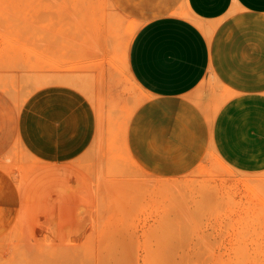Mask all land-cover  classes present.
<instances>
[{
    "label": "crops",
    "instance_id": "1",
    "mask_svg": "<svg viewBox=\"0 0 264 264\" xmlns=\"http://www.w3.org/2000/svg\"><path fill=\"white\" fill-rule=\"evenodd\" d=\"M108 2L137 26L123 48L130 78L147 94L125 133L127 155L138 167L137 190L142 188L129 207L133 220L125 223H140L137 219L152 208L157 213L148 218H165L167 202L181 208L188 201L189 208L200 211L193 213L197 217L204 218L201 211L207 209V220L197 223H264V0ZM97 30L93 33L103 37L108 29ZM98 38L89 40L92 54ZM31 97L30 109L13 119L3 115L0 98V237L24 209L22 188L2 166L17 135L48 165L32 184V209L38 215L49 209L62 211L56 215L83 209L86 215L96 203L87 174L70 163L94 141L93 105L65 85L39 88ZM211 153L231 175L211 189L185 194L178 179Z\"/></svg>",
    "mask_w": 264,
    "mask_h": 264
},
{
    "label": "rangeland",
    "instance_id": "2",
    "mask_svg": "<svg viewBox=\"0 0 264 264\" xmlns=\"http://www.w3.org/2000/svg\"><path fill=\"white\" fill-rule=\"evenodd\" d=\"M136 27L108 0H0L3 115L16 118L30 109L33 92L52 85L79 90L96 113L94 141L70 162L87 174L93 189L96 203L86 215L83 209L70 215L49 209L38 215L31 189L37 172L48 165L31 153L24 136L8 144L2 166L22 188L24 209L0 237V264H264V223H197L206 221L208 212L201 211L204 218L193 215L200 211L189 208L191 201L181 208H170L167 202L165 218H148L157 213L152 208L137 219L140 223H125L133 220L128 219L133 195L142 191L137 190L138 167L125 148L128 121L147 97L130 78L123 48ZM97 28L108 29L105 36L94 34ZM95 35L100 42L92 54L89 40ZM219 161L211 153L178 179L183 192L214 187L216 180L231 175ZM242 181L249 184L248 178ZM170 197L168 193L167 201Z\"/></svg>",
    "mask_w": 264,
    "mask_h": 264
}]
</instances>
